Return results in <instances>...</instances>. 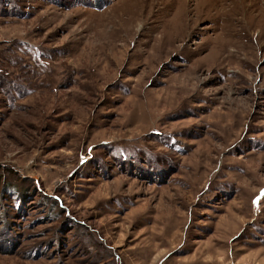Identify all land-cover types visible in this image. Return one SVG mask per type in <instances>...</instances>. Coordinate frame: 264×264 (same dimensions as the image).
<instances>
[{
  "label": "rangeland",
  "instance_id": "rangeland-1",
  "mask_svg": "<svg viewBox=\"0 0 264 264\" xmlns=\"http://www.w3.org/2000/svg\"><path fill=\"white\" fill-rule=\"evenodd\" d=\"M0 264H264V0H0Z\"/></svg>",
  "mask_w": 264,
  "mask_h": 264
}]
</instances>
